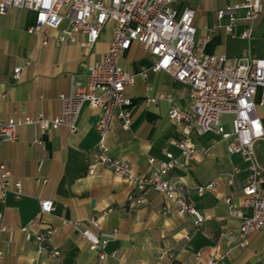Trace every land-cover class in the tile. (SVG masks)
Masks as SVG:
<instances>
[{
  "label": "crops",
  "instance_id": "crops-1",
  "mask_svg": "<svg viewBox=\"0 0 264 264\" xmlns=\"http://www.w3.org/2000/svg\"><path fill=\"white\" fill-rule=\"evenodd\" d=\"M240 1L188 0L173 7L178 14L185 7L196 11L195 40L198 43L208 37L206 54L224 55L230 61L246 54L264 58V0H260L261 13L249 41L239 37L248 22L240 20L231 32H226L227 18H217L220 9ZM236 16L242 19L244 12L237 11ZM34 21V13L23 8L0 15V93L4 95L0 98V122L60 114L58 96L67 95L72 82L86 83L87 66L102 60L112 39L109 26L90 51L70 44L43 47L40 37L27 32ZM79 40H83L82 36ZM26 61L33 64L25 67ZM153 63V57L139 43H133L121 58L120 65L136 76L135 85L125 94L131 123L124 130L117 119L108 139L112 155L141 175L153 170L150 158L162 159V148L179 156L172 142L179 140L182 132L181 125L168 118L167 103L147 105L146 98L171 95L177 107L185 109L190 105L187 88L165 72H153ZM17 67L24 70L19 81L14 82L13 70ZM144 71L145 82L139 76ZM261 114L264 116V112ZM99 118L100 111L86 105L75 134L65 128L42 132L32 125L22 126L17 129V141L0 146V162L13 179L21 182L24 194L19 201L9 195L0 203L2 264H206L211 260L216 264H264V229L247 238L245 249L236 247L239 219L229 214L226 201L235 211L249 214L242 207L248 171L240 157L227 154V141L211 133L199 136L191 131L189 139L196 154L190 160L181 159V164L169 174L172 182L188 189V200L204 218L199 231L194 232L192 217L162 214L164 199L160 194L153 193L145 204L134 205L128 202L132 187L111 170L97 166L94 175H88V165L96 157ZM224 128L230 131L225 125ZM255 152L264 179V140L256 143ZM233 168L239 173L229 184ZM212 183H216L212 190L197 193L198 188ZM261 188L264 191V182ZM41 200H51L54 211L43 216L42 223L32 224ZM89 218L98 219L100 230L91 229L108 241L106 261H99L81 236L80 231L89 228ZM64 221H79V225L63 226ZM47 225L55 228L48 245L59 251L57 258L41 253L34 240ZM23 227L31 240L27 241L21 232ZM227 232L228 236H220ZM197 254L200 263L194 259Z\"/></svg>",
  "mask_w": 264,
  "mask_h": 264
},
{
  "label": "built area",
  "instance_id": "built-area-1",
  "mask_svg": "<svg viewBox=\"0 0 264 264\" xmlns=\"http://www.w3.org/2000/svg\"><path fill=\"white\" fill-rule=\"evenodd\" d=\"M188 0H0V15L10 9L23 8L35 15L34 24L28 27V34L41 38V45L55 47L78 45L90 51L100 38L102 31L111 26L112 39L101 61L87 66L88 75L85 84L72 82L67 95L60 94V114L52 118L37 117L11 118L0 122V146L3 143L17 141V129L22 126L36 127L42 132L65 128L71 134L77 131V125L84 106L100 111L96 127L98 142L93 164L88 165V175L95 173L97 166L111 170L123 178L131 187L128 202L143 205L153 193L160 194L164 203L163 215L178 214L193 218L194 232H198L204 218L192 205L189 191L168 177L172 170L181 164V159L190 160L196 154L195 145L189 134H214L227 141V154L238 156L247 165L248 176L243 188L242 207L249 211L244 215L235 211L227 200L229 214L239 219L236 247L245 249L249 236L264 229V191L261 184V168L256 159V143L264 140V58H255L246 54L241 59L230 61L224 55H209L204 49L208 37L196 42L194 19L196 11L185 7L178 14L173 5ZM260 0H242L226 6L217 12L218 20L227 18L226 32L240 20L249 23L240 35L241 40L249 41L253 37V24L261 13ZM237 11H243L239 19ZM82 36L83 40H79ZM133 43H139L154 60L151 70L165 72L175 81L185 86L190 105L181 109L174 103L171 95L157 94L147 97L145 103L154 105L165 102L168 105L167 116L182 127L179 140L172 146L180 152L173 155L167 148L161 149L162 159H149L153 170L148 174H137L123 160L112 155L108 139L113 132L115 121L121 120L124 130H128L131 115L128 111L127 89L135 85L136 76L120 65V60ZM26 61L25 67L32 65ZM24 67L13 70L14 82L19 81ZM139 76L146 80V71ZM146 91L150 88L145 84ZM4 95L0 93V98ZM223 116H232V130H224ZM37 143V142H36ZM228 183L232 184L239 173L237 168L230 170ZM216 183L197 189L202 195L212 190ZM20 181L13 179L10 170L0 162V203L11 195L16 201L23 197ZM54 211L51 200L39 202V213L32 220L42 223V217ZM107 210L106 213H109ZM89 228L83 229L81 236L88 242L89 251L97 255L99 261H106L105 252L108 241L96 231L100 230L98 219L87 220ZM63 226L78 227L79 221L62 222ZM1 230H4L2 227ZM26 240L32 239L26 227L21 228ZM55 228L44 226L42 232L34 237L39 251L51 258H57L59 251L49 247L48 241L54 235ZM229 233H222L221 237ZM113 256V255H112ZM4 252L0 250V264ZM200 263V254L195 255ZM206 264H216L214 260Z\"/></svg>",
  "mask_w": 264,
  "mask_h": 264
},
{
  "label": "rangeland",
  "instance_id": "rangeland-1",
  "mask_svg": "<svg viewBox=\"0 0 264 264\" xmlns=\"http://www.w3.org/2000/svg\"><path fill=\"white\" fill-rule=\"evenodd\" d=\"M231 120H232V116H223V121L225 122V126L227 128V130H232V127H231Z\"/></svg>",
  "mask_w": 264,
  "mask_h": 264
}]
</instances>
